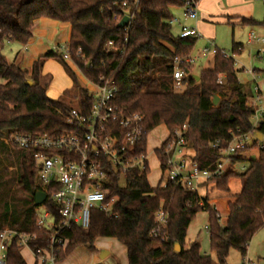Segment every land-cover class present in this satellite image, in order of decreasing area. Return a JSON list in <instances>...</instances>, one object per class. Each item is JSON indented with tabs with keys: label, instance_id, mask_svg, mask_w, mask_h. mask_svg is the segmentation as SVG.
Returning <instances> with one entry per match:
<instances>
[{
	"label": "trees",
	"instance_id": "16d2710c",
	"mask_svg": "<svg viewBox=\"0 0 264 264\" xmlns=\"http://www.w3.org/2000/svg\"><path fill=\"white\" fill-rule=\"evenodd\" d=\"M183 6V0H0V152L13 155L18 169L16 182L26 197L13 200L14 205L6 202L0 207V230L10 226L36 233L38 237L31 245L34 249L48 245L50 232L36 225L33 191L41 187L33 155L15 145L11 137L59 134L69 126L70 109L77 105L88 108L93 102L91 93L57 49L47 51L30 67L8 62L3 53L5 45L9 42L25 45L33 37L40 18L71 24L68 48L85 78L98 81L101 75L113 74L119 87L116 102L128 112L144 115V133L139 144L143 153L152 130L165 125L168 131H173L186 124L195 159L201 168H207L224 156L212 146L214 142L219 140L224 148L233 135L255 130L254 107L248 104V92L240 87L234 57L217 53L212 66L199 72V80L189 75L183 80V91L174 89L175 59L191 54L197 40L173 33L169 21L174 10ZM127 14L131 19L125 27H119V21ZM248 21L264 26V21ZM242 49L234 44L232 53ZM49 58H59L72 77L78 91L76 106L48 95L49 86L42 82L41 75ZM182 67L190 72L194 68L193 64ZM220 74L225 75L223 83L218 82ZM216 95L220 99L215 105ZM258 129L264 137V125ZM4 138L10 139L9 143ZM253 147L256 148V143L249 146ZM155 152L164 174L162 149ZM239 159L234 157V161ZM148 174L147 165L144 170L135 168L124 184L118 173L112 175L107 186L109 196L117 197L115 216L95 210L87 229L72 228L67 234L66 249L58 253L59 261L77 247L95 249L102 237L115 238L126 247L127 264H227L233 247L243 257L247 255L252 237L264 227V147L258 150L255 159L249 158L248 167L239 174L242 187L236 194L210 198L171 181L164 186H152ZM235 175V171L227 170L208 183L228 190L229 179ZM3 178L0 175V183ZM161 206L169 213L164 229L166 239L150 234L155 226V213ZM202 210L209 215L210 247L217 261L203 254L196 241L189 244L186 241L191 222ZM6 264H29L16 242L8 248Z\"/></svg>",
	"mask_w": 264,
	"mask_h": 264
},
{
	"label": "built area",
	"instance_id": "2783aa9c",
	"mask_svg": "<svg viewBox=\"0 0 264 264\" xmlns=\"http://www.w3.org/2000/svg\"><path fill=\"white\" fill-rule=\"evenodd\" d=\"M183 3V15L194 16L198 1L183 0ZM127 15L131 19L132 16ZM169 23L177 24L180 21L173 17ZM179 36L199 38L203 35L195 28L183 26ZM249 40L254 42L258 39L252 32ZM108 45L111 47L112 42ZM211 53L234 57V54L229 55L216 46L212 49L204 48L201 56ZM77 55H81L80 48ZM63 56L65 60L74 63L68 46ZM195 61L196 58L191 54L175 59L174 89L184 87V78L191 75L182 64H194ZM250 73L257 79L254 70H250ZM85 79L88 83L85 87L93 97L92 105L70 109L66 130L56 135L19 134L11 137L15 145L33 155L41 187L39 190L47 193L45 201L39 205L42 212L37 213L36 225L47 229L50 238L46 247L34 249L31 245L38 237L36 233L18 231L10 226L1 229L0 264H6L8 248L13 242L21 249L27 248L37 264H60L58 253L66 249L69 243L67 234L72 228L87 229L95 210H102L110 217L115 216L117 197L109 196L110 188L107 186L112 175L118 173L123 181L133 169L144 170L146 165L149 167L147 148L146 153H143V148L139 147L144 133V115L128 112L116 102L119 87L113 74L101 75L98 81ZM224 81L225 75L220 74L218 82ZM248 104L254 107L252 119L255 130L233 135L224 148L219 140L214 142L212 146L220 149L224 156L211 167L201 168L195 159L192 143L187 138L186 124L169 131L160 147L165 157L167 181L202 195L200 191L208 182L230 170L228 165L236 163L234 157L239 152L253 143H256L257 150L263 148L264 137L262 135V139H259L256 133L264 125V94L258 84ZM3 140L5 143L10 141L8 138ZM168 219V211L161 206L155 213V226L150 231L152 237L167 238L164 229ZM242 264L256 262L246 258Z\"/></svg>",
	"mask_w": 264,
	"mask_h": 264
},
{
	"label": "rangeland",
	"instance_id": "374dc122",
	"mask_svg": "<svg viewBox=\"0 0 264 264\" xmlns=\"http://www.w3.org/2000/svg\"><path fill=\"white\" fill-rule=\"evenodd\" d=\"M212 2V0H210ZM216 1V0H215ZM214 1V2H215ZM252 0H247L249 2ZM199 8L196 9V14L194 16L185 17L184 9L178 8L174 10V17L179 18V21L183 23H195L199 22L200 32L202 37L197 38L196 43L193 47L191 55L196 58L193 64V71L199 76V72L203 68L211 67L214 55L208 54L201 56V52L204 48H214L215 46L221 50H224L229 55H232V44L233 42L246 43L248 39V33L251 32L247 29L246 24H240L237 22H232L227 17L217 13L215 6L211 9L208 8L207 16L202 12V7L198 5ZM204 15V16H203ZM250 28V26L248 27ZM262 28L254 26V34L258 35L257 32L261 31ZM180 27L179 24H173V33L175 35L179 34ZM264 35V34H263ZM264 37V36H263ZM68 46V42H60L58 44V51L64 53ZM255 47H259L261 50L258 53L255 48L254 50H249V48L242 50V53L236 54L235 58L236 64H245L247 68H264V43H254ZM9 48L6 44L3 51L8 52ZM238 55V56H237ZM69 63V61L66 60ZM243 62V63H242ZM71 66V63H70ZM77 74L80 83L83 86H88V83L79 71L77 66H71ZM191 73V72H190ZM192 75V74H191ZM193 76V75H192ZM41 80L49 86V93L54 97V99H62L70 102L72 105H77L78 91L73 85L72 77L69 72L65 69L64 65L59 58H53L47 62L45 69L42 73ZM243 80H252V76H247L246 74L242 76ZM185 88L182 87L178 91H183ZM177 90V89H175ZM52 97V98H53ZM78 106V105H77ZM168 136L167 128L164 125L158 126L148 134L147 143V154L149 163V174L148 179L151 185L158 186L164 185L167 181L168 172L163 174L160 161L155 153L157 148H160L165 139ZM192 148L194 149L193 145ZM195 151V150H194ZM257 148H247L237 155L240 159L232 165H228L230 170L236 172L237 175L229 179L228 190L219 189L215 183H208L206 186V192L201 196H209L210 198L222 197L227 194H236L241 191V178L239 174L244 172V170L249 165V158L252 155H257ZM0 175H3V181L0 183V207L4 206V203L9 202L14 205V201L18 198L25 197L21 187L17 185V164L15 163L13 155L8 156L0 152ZM124 184V180L122 182ZM15 198V199H14ZM26 198V197H25ZM27 196V204L29 201ZM42 212L39 205L36 206V213ZM209 220V215L206 210L199 211L193 221L191 222L187 231V243L196 241L201 245V252L203 254L210 255L215 261L217 257L214 251L210 247V233L207 229ZM98 251L93 253L87 250V248L77 247L73 250L71 255L63 264H126L127 263V253L125 246L114 238L102 237L97 241ZM104 247V248H102ZM102 248V249H101ZM108 250L109 255L100 258L102 250ZM22 254L29 263L34 262V257L30 254L27 248L22 249ZM246 258H249L256 262L257 264H264V227L258 230L252 237L248 252L245 257L242 256L240 250L233 247L230 249L229 256L227 258V264H242ZM65 260V259H64ZM64 260H60V263Z\"/></svg>",
	"mask_w": 264,
	"mask_h": 264
},
{
	"label": "crops",
	"instance_id": "0c3cea01",
	"mask_svg": "<svg viewBox=\"0 0 264 264\" xmlns=\"http://www.w3.org/2000/svg\"><path fill=\"white\" fill-rule=\"evenodd\" d=\"M214 1L215 0H212V2L210 0H199L198 1V5L200 7L203 6L202 12L205 16L208 15L207 14V12L209 11L208 8L212 9L215 6L217 13L223 15L224 17H227L232 22H235V23L237 22V24L238 23L246 24V26H248V27L250 26V28L246 27L247 29L251 30V32L248 33V39H247L246 43L244 44L242 42H235L234 41L232 44V49H233L234 44H239L242 46V48H243L242 50H244L246 48L247 49L249 48V50L250 49L254 50L255 48H257L256 50L259 53L261 49L259 47H255L253 45H254V43L255 44L256 43H259V44L264 43V37H263L264 36L263 35L264 34V26L259 24V23L255 24V23L250 22L248 20H254L257 22H263L264 21V0H252L249 2H246L247 0H216L215 2ZM197 8H199V7L197 6ZM177 24H179L180 30L183 26L195 28L197 30H199L201 27L199 22H198V24H197V22H195L193 24L191 22L188 24L187 23L185 24V23L180 21V23H177ZM254 26H256V27L258 26V27L262 28V30L257 32L258 35L255 34V36L258 40H255L254 42H250L249 36L252 32L254 33V31H253ZM70 36H71V24L70 23L61 22L58 20L43 17V18H40L37 20L36 25H35V29H34V35L25 45L15 43V42H9V43H7V45L9 48L8 52H10V53H6L4 51H3V53L6 56L8 62L20 64L22 67H30V66H32V64L36 60H38L41 56H43L47 51L56 50V49L58 50V44L60 42H69ZM241 53H242V51L239 52L238 55H240ZM235 56H236V54H234V58H235ZM51 59H53V58H49L45 61L42 73L45 69L47 62L50 61ZM235 60H236V58H235ZM70 63H71V66H75L74 63H72L71 61H69V64ZM236 68L238 70V79H239L240 87L244 91L248 92L249 100L254 95V87L256 84L259 85L261 91L264 94V68H255L253 66V68L250 69V68H247L245 64L244 65L243 64H237ZM250 70H254L255 74L257 75V79H255V77L250 73ZM191 74L197 75L193 70L191 71ZM245 74L247 76H252V80L251 81L243 80L242 76ZM49 91H50V89L48 88V95L52 98L53 96L49 93ZM167 132L169 133L168 129H167ZM252 156H256V155H252ZM205 192H206V187L202 188L200 191L201 194H203ZM84 248H87V247H84ZM102 248H104V247H102ZM125 249H126V247H125ZM87 250H89L92 253L94 251H98L97 242L95 244V249H88L87 248ZM30 254H32V253L30 252ZM109 254H110V252H109ZM109 254H107V255H109ZM68 257L64 261H62L60 264H63L68 259ZM100 258H102V257L100 256ZM127 263H128V260H127ZM29 264H32V263H29Z\"/></svg>",
	"mask_w": 264,
	"mask_h": 264
},
{
	"label": "water",
	"instance_id": "95a60500",
	"mask_svg": "<svg viewBox=\"0 0 264 264\" xmlns=\"http://www.w3.org/2000/svg\"><path fill=\"white\" fill-rule=\"evenodd\" d=\"M128 21H129V16H128V15H125V16H123V18L119 21L118 26H119V27H125L126 24L128 23ZM193 76H194V78H195L196 80H199V76H198V75H193ZM29 83H31V81H29ZM219 99H220L219 96L216 95V96L214 97V99H213V103H214L215 105L218 104ZM256 133H257V135H258V138H259V139H262V133H261L260 131H257ZM252 159H255V156H252ZM33 194H34L35 204H36V205H41V204L45 201V199H46V197H47V193H46L45 191H42V190H39V189L36 190V191H33ZM176 250H179V246H178V245L176 246ZM107 254H109V251L103 249L102 252H101V257L104 258Z\"/></svg>",
	"mask_w": 264,
	"mask_h": 264
}]
</instances>
